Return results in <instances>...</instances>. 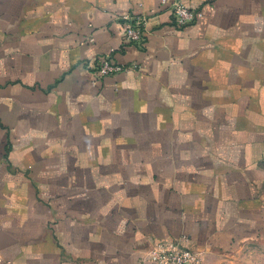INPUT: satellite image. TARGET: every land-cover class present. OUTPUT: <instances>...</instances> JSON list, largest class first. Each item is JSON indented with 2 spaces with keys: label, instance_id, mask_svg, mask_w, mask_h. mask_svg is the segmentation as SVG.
<instances>
[{
  "label": "crops",
  "instance_id": "obj_1",
  "mask_svg": "<svg viewBox=\"0 0 264 264\" xmlns=\"http://www.w3.org/2000/svg\"><path fill=\"white\" fill-rule=\"evenodd\" d=\"M167 1L0 0V264L264 236V0H181L182 27Z\"/></svg>",
  "mask_w": 264,
  "mask_h": 264
},
{
  "label": "built area",
  "instance_id": "obj_2",
  "mask_svg": "<svg viewBox=\"0 0 264 264\" xmlns=\"http://www.w3.org/2000/svg\"><path fill=\"white\" fill-rule=\"evenodd\" d=\"M163 4L167 0H161ZM173 22L182 27L194 23L202 16L199 10L186 7L181 0H171ZM123 20V42L142 44L147 35V15L132 16L125 14ZM133 66L120 65L104 56L97 60V76L102 78L118 72L128 71ZM148 264H201V253L195 248L184 245L180 240L153 242L146 252Z\"/></svg>",
  "mask_w": 264,
  "mask_h": 264
},
{
  "label": "rangeland",
  "instance_id": "obj_3",
  "mask_svg": "<svg viewBox=\"0 0 264 264\" xmlns=\"http://www.w3.org/2000/svg\"><path fill=\"white\" fill-rule=\"evenodd\" d=\"M201 264H264V236L207 252L201 256Z\"/></svg>",
  "mask_w": 264,
  "mask_h": 264
}]
</instances>
